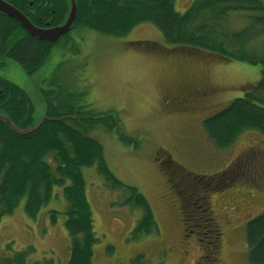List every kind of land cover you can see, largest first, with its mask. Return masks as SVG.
<instances>
[{
	"label": "rangeland",
	"instance_id": "374dc122",
	"mask_svg": "<svg viewBox=\"0 0 264 264\" xmlns=\"http://www.w3.org/2000/svg\"><path fill=\"white\" fill-rule=\"evenodd\" d=\"M193 1L174 0L176 12L184 13ZM259 44L264 46V40ZM260 68L192 50L173 51L155 26L142 23L125 37L77 28L33 75L8 61L0 76L29 95L34 127L45 118L43 93L62 97L71 92L78 105L117 115L132 139L126 144L102 128L92 135L114 177L146 198L157 231L134 240L140 210L124 205L126 193L108 189L96 167L82 169L97 236L93 264H196L201 251L195 235L188 237L196 246L187 256L180 244L186 234L174 198L180 182L184 197L191 198L188 203L204 192L217 216L222 235L216 264H248L245 228L264 212V136L244 131L229 148L218 149L203 121L257 84ZM186 92L209 95L195 104L174 103V96ZM163 158L168 169L161 165ZM23 207L24 201L0 222V259L9 251L32 248L29 264H66L70 239L63 227L67 202L62 193L34 220ZM52 210L60 212L54 225L48 216Z\"/></svg>",
	"mask_w": 264,
	"mask_h": 264
},
{
	"label": "trees",
	"instance_id": "16d2710c",
	"mask_svg": "<svg viewBox=\"0 0 264 264\" xmlns=\"http://www.w3.org/2000/svg\"><path fill=\"white\" fill-rule=\"evenodd\" d=\"M75 1L77 15L72 30L84 27L104 35L125 37L140 24L149 23L173 51L192 50L224 62L260 65L261 80L206 118L203 128L218 149L229 148L244 131L253 130L264 136V46L259 44L264 40V0H194L182 14L176 12L174 0ZM68 2L53 0L45 14L49 17L50 10H55V21H61V25L69 11ZM8 36L9 29L3 23L0 57L18 62L28 74L43 65L53 46L26 33L8 45ZM43 95L45 118L34 127V107L29 95L0 78V222L22 201L24 213L34 220L62 193L67 202L62 213L63 227L70 239L66 264H93L97 236L82 169L96 167L108 189L126 193L124 205L140 210L141 217L131 233L133 239L157 231L146 198L135 187L114 177L106 165L101 144L92 136L96 129L102 128L116 133L126 144L132 142L118 116L78 105L75 93L68 92L62 97H55L53 92ZM187 214L183 217L184 228L197 232L202 252L200 264H206L216 258L220 228L208 213L197 219ZM59 215L58 211H49L50 224H56ZM245 241L248 264H264V212L247 223ZM8 253L0 264H29L33 249Z\"/></svg>",
	"mask_w": 264,
	"mask_h": 264
},
{
	"label": "flooded vegetation",
	"instance_id": "af4514ba",
	"mask_svg": "<svg viewBox=\"0 0 264 264\" xmlns=\"http://www.w3.org/2000/svg\"><path fill=\"white\" fill-rule=\"evenodd\" d=\"M1 1L5 2L6 4H8L12 8H14L16 11L21 13L29 21V23L32 24L33 26H35L36 28H39V29L54 28V27L58 26L59 23L61 22V21H59L58 23H56V21H55L56 11L55 10H50L49 17L47 16V14H45L49 10V7H47V6H51V4L53 3V0H13V1L12 0H1ZM42 8H44V10H42ZM3 23H5L9 29V36H8V41H7L8 45L19 40L21 38V36L24 35V33L29 35V33L25 29H23V27L21 26V24L18 21L14 20L13 18H10V17H8L5 14L0 12V26ZM71 32H69L65 36H62L61 38H59L54 43H51L48 41H44V42H48V43H50V45H53L51 48V50H53L54 47H61L62 43H66L69 40V35ZM29 36H31V35H29ZM8 61H14V60L6 58L5 56L0 57V69L6 67ZM14 62H16V61H14ZM16 63L18 65H20L18 62H16ZM20 66L23 67L22 65H20ZM25 71H26V69H25ZM26 73L28 74L27 71H26ZM34 73L29 74V75L31 76ZM0 78L2 80H4L7 84L14 85L17 87V85L10 82L9 80L4 78L3 76H0ZM19 88H21V87H19ZM207 95H209L207 92H198V93L186 92L184 94H179L177 96H174L173 101H174V103H183V102L186 103V102H188L190 105L192 103L195 104L199 99H203V98H205L203 96H207ZM199 97H201V98H199ZM163 159L164 160L161 163V165H164L166 163L165 158H163ZM164 167H165V165H164ZM169 167L172 168V166H169ZM166 169H168V167H166ZM179 187H180V190H179ZM179 187L177 188V190H175V187H174V192H175L174 198L177 197L176 200L179 203V213L181 215V219L183 220V217L188 216L187 213H189L190 217L193 219H197V218H199V216H203L206 213H208L212 217H214L217 226L220 228L217 216L215 218V216H214L215 213L212 210L210 202L207 200L208 196L200 195V197L196 199L197 201L191 205L190 203L187 202L191 198L184 197L185 195L182 193V182L179 183ZM185 231H186V234L183 235V238H182L180 244H181V247L183 250L182 254L184 256H187L189 249L192 246H196L193 241L188 240V237L193 236V235H195V237H196L197 232H195L194 230H190L187 232L186 229H185ZM221 235H222V233H221ZM200 254L201 255L199 256V259L196 261V264L201 263L202 252H200ZM215 261H216V258H213L210 262H207L206 264H216ZM217 262H219V259H217Z\"/></svg>",
	"mask_w": 264,
	"mask_h": 264
},
{
	"label": "water",
	"instance_id": "95a60500",
	"mask_svg": "<svg viewBox=\"0 0 264 264\" xmlns=\"http://www.w3.org/2000/svg\"><path fill=\"white\" fill-rule=\"evenodd\" d=\"M68 4H69V11L64 22L61 25L49 29L36 28L32 24H30L29 21L21 13H19L10 5L6 4L1 0H0V12L18 21L23 27V29H25L32 37L41 41H48L54 43L62 36L68 34L72 30L73 25L75 23L76 15H77L76 1L69 0Z\"/></svg>",
	"mask_w": 264,
	"mask_h": 264
}]
</instances>
